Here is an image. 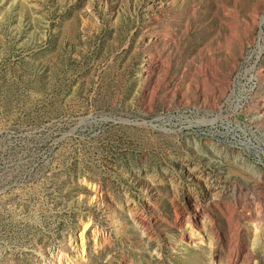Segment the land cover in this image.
<instances>
[{"label":"rangeland","instance_id":"374dc122","mask_svg":"<svg viewBox=\"0 0 264 264\" xmlns=\"http://www.w3.org/2000/svg\"><path fill=\"white\" fill-rule=\"evenodd\" d=\"M262 37L264 0H0V264H264Z\"/></svg>","mask_w":264,"mask_h":264},{"label":"bare ground","instance_id":"6f19581e","mask_svg":"<svg viewBox=\"0 0 264 264\" xmlns=\"http://www.w3.org/2000/svg\"><path fill=\"white\" fill-rule=\"evenodd\" d=\"M223 9V8H222ZM224 13V12H223ZM229 22V21H228ZM228 24V23H227ZM231 25H233L234 26V24L232 23H230L229 22V25H228V27H230L231 28ZM232 26V27H233ZM228 42V41H227ZM262 45H264V37H262ZM260 46V45H259ZM177 220V219H176ZM176 224V223H175ZM81 239V238H80ZM82 240V239H81ZM182 240V239H181ZM82 246V245H81ZM206 246H208V245H206ZM200 248L199 249H201L202 247L201 246H199ZM70 248V247H69ZM81 249H83V247L81 248ZM205 249V248H204ZM239 253H240V251L239 250H237L236 251V256H238L239 255ZM188 254H189V252H188ZM196 258V257H195ZM68 259H70L71 260V258L70 257H68ZM175 259V262H180L179 261V259H178V257H176V258H174ZM69 260V261H70ZM72 261V260H71ZM189 262V264H195V263H197L198 262V259L197 260H192V257L190 256V257H188V259H186V258H184V262H185V264H187L186 262ZM67 262V261H66ZM71 264H79V263H75V262H73L72 261V263ZM180 264V263H179ZM230 264V263H229Z\"/></svg>","mask_w":264,"mask_h":264}]
</instances>
